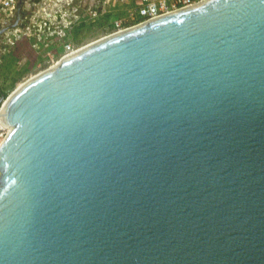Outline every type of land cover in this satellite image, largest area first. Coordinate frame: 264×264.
<instances>
[{"label": "water", "instance_id": "95a60500", "mask_svg": "<svg viewBox=\"0 0 264 264\" xmlns=\"http://www.w3.org/2000/svg\"><path fill=\"white\" fill-rule=\"evenodd\" d=\"M0 110V264H264V0L104 36Z\"/></svg>", "mask_w": 264, "mask_h": 264}, {"label": "rangeland", "instance_id": "374dc122", "mask_svg": "<svg viewBox=\"0 0 264 264\" xmlns=\"http://www.w3.org/2000/svg\"><path fill=\"white\" fill-rule=\"evenodd\" d=\"M126 1L130 2L135 0ZM113 4V2L110 3L108 1L95 4V6L91 7L88 11H92L94 13L95 11L100 12L107 8L108 12H103L104 14L101 13L98 16L99 18L97 17L98 19L96 18L94 20L84 21L83 18L79 16L78 20L80 23L76 22L71 26L60 27V29L63 30L64 35L53 33L49 36V39L51 37L53 39L54 37V41L52 40L49 42V45L45 42L46 39L44 38H36V40L32 43L33 47H30V39L29 45L28 43L21 45L16 42L18 39L16 37L15 41L11 39L10 42L3 44L2 47H4L5 53L2 55V59L0 61V88L4 96L7 97L19 83L24 82L30 76L45 70L52 63L59 60L61 58L60 56L63 54V45L65 43H70L74 48H79L100 39L101 36L109 35L111 33L109 30L111 27L110 22H112L116 16L122 14V12L119 13V15L117 14V9L119 8L115 7ZM36 9L33 10L31 8V11L25 15L29 16L30 12H35ZM91 21L99 22L97 25H92ZM103 21L106 27L104 26ZM84 22H87V24ZM98 25L99 27H97ZM16 35L18 34L14 33V36Z\"/></svg>", "mask_w": 264, "mask_h": 264}, {"label": "crops", "instance_id": "0c3cea01", "mask_svg": "<svg viewBox=\"0 0 264 264\" xmlns=\"http://www.w3.org/2000/svg\"><path fill=\"white\" fill-rule=\"evenodd\" d=\"M43 1L45 3L46 0H18L17 11H15L16 14L14 13L15 16L13 15V16L8 17L5 13L2 14V16L0 17V51H1L0 61L2 59V55H4L5 53L4 47H2L3 44L10 42L11 39L15 41L16 40L15 37L18 38L16 42H18L21 45H23L24 43H28L29 45V39H30V47H33L32 43L34 42V40H36V38L39 39L41 35H42V38H45V39L47 38L45 42L48 43V45H49V42H51L52 40L54 41V37L53 39L52 37L49 39V36L46 34V29H48L49 26L43 27L41 30H39L37 25L33 27L32 23L28 21V18H31L32 15L34 14L33 10L39 7L40 4L43 3ZM49 1L53 2L54 4H59L58 10L55 11V15L57 19L59 20L58 21L59 28L69 26V25L65 26L66 22H64V19L71 20L72 21L71 24L73 23L75 24L76 22L80 23L78 20L79 16H81L84 21L94 20L101 13L104 14L103 12H108L107 8H105L104 10L100 12L95 11L94 13L92 11H88L89 9H91V7H94L95 4H99L101 2H105V1H108L110 3L113 2L114 3L113 5L119 8L117 9L118 15L119 13L123 12V10L129 5H134L137 3V0L130 1V2H127L126 0L125 1L124 0L122 1L121 0H72L70 4H67V2L63 3V0H49ZM31 8L33 9L32 10L33 12H30V15L26 16L25 14L31 11ZM53 11L54 10L50 9L48 10L47 14L50 13L52 15ZM94 22L91 21V24L97 25L99 21L95 23ZM84 23L87 24V22H84ZM103 24H104V21H103ZM99 25H102V24H99ZM99 25L97 27H99ZM27 26L29 27L30 30L25 31L24 29H26ZM92 27H95V26H92ZM14 33L18 35L14 36ZM20 35H23V36H20ZM60 52H61V49H60Z\"/></svg>", "mask_w": 264, "mask_h": 264}, {"label": "built area", "instance_id": "2783aa9c", "mask_svg": "<svg viewBox=\"0 0 264 264\" xmlns=\"http://www.w3.org/2000/svg\"><path fill=\"white\" fill-rule=\"evenodd\" d=\"M72 0H63V3L70 4ZM122 1V0H121ZM200 0H138L135 5H131L125 8L119 16H116L110 27V34L122 31L126 28L132 27L134 25L141 24L149 19L158 17L169 12L175 11L177 9L187 7L190 5L199 2ZM62 3V4H63ZM18 0H0V17L5 13L8 17L13 16L15 11H17ZM59 8V4H54L53 2L46 0L35 10L31 18H28V21L32 23L33 27L38 26V29L41 30L43 27H48L46 29V34L51 36L53 33L58 35H64L63 30L58 26V19L55 15V11ZM54 10L53 14H47L48 10ZM15 16V15H14ZM65 26L72 23L71 20L64 19ZM72 25V24H71ZM70 25V26H71ZM25 31L30 30L27 26ZM39 39H43L42 35ZM45 39V38H44ZM47 39V38H46ZM73 45L70 43H65L63 45V54L60 57L72 53L76 50ZM8 129L4 126H0V143L4 139Z\"/></svg>", "mask_w": 264, "mask_h": 264}, {"label": "bare ground", "instance_id": "6f19581e", "mask_svg": "<svg viewBox=\"0 0 264 264\" xmlns=\"http://www.w3.org/2000/svg\"><path fill=\"white\" fill-rule=\"evenodd\" d=\"M109 35H110V34H109ZM105 36H107V35H105ZM103 37H104V36H101L100 38H103ZM96 41H97V40H96ZM93 42H94V41H93ZM91 43H92V42H91ZM91 43H88V44H86V45H89V44H91ZM83 47H84V46H81V47L77 48L76 50H74V51H72V52H75V51H77V50H80V49L83 48ZM69 54H70V53H69ZM60 59H61V58H60ZM60 59L57 60L56 62L52 63L49 67H54L57 63H59ZM49 67H48V68H49ZM39 73H40V72H39ZM37 74H38V73H37ZM35 75H36V74H35ZM35 75H32V76H30V77H33V76H35ZM30 77H29V78H30ZM29 78H28V79H29ZM26 80H27V79H26ZM26 80H25V81H26ZM25 81H24V82H25ZM24 82L19 83V84L17 85V87H15V89H17V88H19L21 85H23ZM15 89H14V90H15ZM14 90H13V91H14ZM13 91H12V92H13ZM12 92H11V93H12ZM11 93H10V94H11ZM1 111H2V110H0V114H1ZM0 123H1L4 127H6V125H4L2 122H0ZM6 128H7L8 131H9V127H6Z\"/></svg>", "mask_w": 264, "mask_h": 264}]
</instances>
